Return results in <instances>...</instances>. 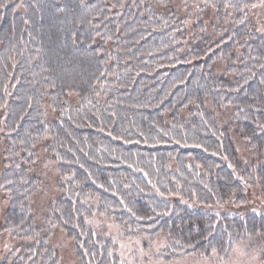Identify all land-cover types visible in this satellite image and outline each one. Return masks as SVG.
Returning a JSON list of instances; mask_svg holds the SVG:
<instances>
[{
  "label": "trees",
  "instance_id": "trees-1",
  "mask_svg": "<svg viewBox=\"0 0 264 264\" xmlns=\"http://www.w3.org/2000/svg\"><path fill=\"white\" fill-rule=\"evenodd\" d=\"M191 1L181 11L174 0H0V230L19 241L0 264H62L50 229L77 264H121L114 242L87 226L94 213L128 238L164 235L167 261L213 247L225 259L264 238L252 211L264 212L257 0H202L194 18ZM234 139L254 148L249 163ZM42 157L58 175L47 227L30 209Z\"/></svg>",
  "mask_w": 264,
  "mask_h": 264
},
{
  "label": "rangeland",
  "instance_id": "rangeland-1",
  "mask_svg": "<svg viewBox=\"0 0 264 264\" xmlns=\"http://www.w3.org/2000/svg\"><path fill=\"white\" fill-rule=\"evenodd\" d=\"M174 1L178 5L177 8L184 11L180 7L184 6L185 0ZM193 2L195 3L192 4ZM200 2L202 0H192L189 5L192 7L193 18L196 12H198ZM255 5L256 7L251 8L250 14L257 23V26L264 28V0H257ZM215 15L216 10L208 7L203 14L204 25H211L212 20L215 19ZM215 33H219V31L215 29ZM234 142L241 162L249 163L255 157L256 152L254 148L249 146L243 139H234ZM38 150H42L41 144L38 145ZM41 154L44 153L41 152ZM33 174L40 179L41 185L30 203L32 218L36 226L47 227L43 220L46 208L59 195L57 186L58 175L54 162L42 157L34 168ZM5 203L6 201L0 194V222H3L4 219ZM92 204L95 205V203ZM87 226L98 237L110 239L114 242L116 245L115 253L120 263L123 260L124 264H263L261 257L264 252V238L262 239L259 236H253L237 242L225 259L211 254L208 257L188 255L167 261L158 257L160 251L165 246L164 235L159 236L156 240H150L148 236L142 234H136L128 238L125 237V231L115 223L112 217L103 216L98 213L92 215L87 221ZM56 230L50 229V241L59 251L62 264H77L72 243L65 237L64 233ZM121 242L127 245V248L123 250V256H121ZM17 244H19V241L12 238L11 231L0 230V260Z\"/></svg>",
  "mask_w": 264,
  "mask_h": 264
},
{
  "label": "snow or ice",
  "instance_id": "snow-or-ice-1",
  "mask_svg": "<svg viewBox=\"0 0 264 264\" xmlns=\"http://www.w3.org/2000/svg\"><path fill=\"white\" fill-rule=\"evenodd\" d=\"M4 5H0V7H3ZM20 5H17V7H19ZM229 5L228 4H225V7H228ZM249 7V5H247V4H245V5H243V8H241V11L243 12L244 11V9H247ZM251 7H256V5H251ZM245 15H246V12L244 13ZM244 21L243 20H240V21H237V23H243ZM24 23L25 24H27L28 23V21L26 20V21H24ZM257 31H264V28H261V29H257ZM251 77H249V79H250ZM244 83L245 84H247L248 83V81L247 80H245L244 81ZM260 83L261 84H264V78H262L261 80H260ZM69 94H71V93H69ZM259 126V128L261 129V131H264V124H260V125H258ZM177 143H179V141H177ZM200 145H196V147H199ZM225 159H227V157H225ZM228 167L229 168H232L233 167V165L232 164H229L228 165ZM241 179H243V177H241ZM161 195H164V193H160ZM170 195H171V193H170ZM123 202V201H122ZM218 204H219V202H218ZM222 206V205H221ZM127 207V206H126ZM208 207H211V205H208ZM128 211L129 212H132V214L135 216L136 215V213L135 212H133V210L131 209V208H128ZM252 211L253 212H255L257 215H264V212H262L261 210H259V209H257V208H253L252 209ZM217 215H219V213L217 212ZM138 219H145V218H147V219H151V217H137ZM118 227V226H117ZM204 239H207V237H204ZM114 240H115V238H114ZM189 247H191V245H189ZM120 248H121V256H123L124 255V249H126L127 248V245L125 244V243H123V242H121V244H120ZM112 249H109V255H111L112 254ZM225 251H227V249H225ZM201 255L203 256V255H205L204 253H201ZM212 255L213 256H215V255H217V249L215 248V247H213L212 248ZM121 264H124V262H123V260L121 261Z\"/></svg>",
  "mask_w": 264,
  "mask_h": 264
}]
</instances>
